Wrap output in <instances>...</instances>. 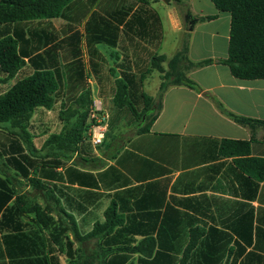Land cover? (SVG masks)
Here are the masks:
<instances>
[{
	"label": "crops",
	"instance_id": "obj_1",
	"mask_svg": "<svg viewBox=\"0 0 264 264\" xmlns=\"http://www.w3.org/2000/svg\"><path fill=\"white\" fill-rule=\"evenodd\" d=\"M148 1L149 6L137 0H73L57 18L0 25V41L14 38L25 63L13 78L0 69V96L36 72H52L59 81L54 108L32 114L26 139L0 125V264H142L141 256L119 250L136 246L144 231L156 239L167 236L159 242L166 250L184 251L195 241L188 264H264V181L242 172L221 149L223 140L251 141L252 132L201 93L168 88L150 131L112 157L98 155L102 167L75 164L79 150L66 163L57 155L48 160L47 140L60 133L47 134L46 123L60 120L61 110L76 106L86 93L90 101H102L106 112L107 92L124 74L156 99L160 87L149 93L146 85L157 71L143 83L141 77L154 55L166 56L167 68L186 34L191 61L228 58L229 13L210 0H193L190 14L197 22L189 31L178 8ZM154 12L161 32L140 35L142 21L151 27L154 15L158 22ZM166 26L180 33L171 54L165 50ZM188 77L229 111L264 121V79H237L221 64L192 70ZM32 148L38 155L33 168L6 161L22 151L31 155ZM252 156L264 159L263 128L255 133ZM113 200L143 208L119 212L128 232L121 234L119 227L109 237L86 238L104 223Z\"/></svg>",
	"mask_w": 264,
	"mask_h": 264
},
{
	"label": "trees",
	"instance_id": "obj_2",
	"mask_svg": "<svg viewBox=\"0 0 264 264\" xmlns=\"http://www.w3.org/2000/svg\"><path fill=\"white\" fill-rule=\"evenodd\" d=\"M73 0H0V25L16 22L32 21L37 19H52L59 17L63 10ZM143 5H150L148 0H137ZM215 7L231 15V29L228 58L224 60L207 59L193 62L189 58L190 34L185 36L182 49L168 62L164 55H154L151 59L150 69L141 77V83L147 75L157 71L161 75L162 83L159 95L155 99L140 91L135 85L134 76L124 74L116 82L114 105L120 110L128 109L132 117L139 123L136 135L150 131L157 120L163 105L165 92L170 87L185 86L203 94L212 101L216 108L234 123L252 132L251 141L223 140L221 149L224 155L234 156L235 163L242 172L248 173L258 181H264V159L252 156V142L257 129H264V121L236 115L229 111L222 102L212 94L204 92L200 86L188 77V72L201 69L214 64L227 66L232 75L240 80L252 81L264 79V0H210ZM156 22L154 15L152 26L147 21H142L140 35H147L158 30L161 32V20ZM208 20L214 19L208 17ZM18 42L12 37H5L0 41V69L10 78L24 67L25 63L18 52ZM59 90V81L52 72H36L35 74L19 80L8 92L0 96V125L7 124L9 128L18 132V136L26 139L27 127L32 114L38 108L53 109ZM86 93L75 102L74 107L61 110L60 120L65 123L59 135H52L47 140L46 146L56 151H68L71 154L79 150V146L87 139L90 125L88 123L89 109L93 104ZM32 151H36L32 148ZM31 168L38 163L24 154H16ZM20 162V160H17ZM85 162L87 160H84ZM100 162V160H97ZM99 167V166H98ZM102 167V164L100 165ZM125 202L122 207L113 200L105 211L104 223H97L92 233L86 238H104L111 236L117 228L128 232L124 224L127 220L120 215V211L143 206L132 202ZM148 218L149 214H141ZM73 225L74 224L73 222ZM142 240L136 246H127L119 251L131 256H141L142 264H188L193 255L196 242H191L186 250H166V246L159 243L167 236L160 235L154 238L149 231L141 234ZM129 244V243H128ZM160 247V249L158 248Z\"/></svg>",
	"mask_w": 264,
	"mask_h": 264
},
{
	"label": "rangeland",
	"instance_id": "obj_3",
	"mask_svg": "<svg viewBox=\"0 0 264 264\" xmlns=\"http://www.w3.org/2000/svg\"><path fill=\"white\" fill-rule=\"evenodd\" d=\"M193 2H194L193 0H171L167 6H169V8L170 7L178 8L179 11L182 13V19L184 20L185 16L187 14H190V10L192 7L191 3ZM185 28L186 30H188V25H185ZM166 31H167V43L165 50L166 53L171 54L175 42H177L178 39H180L179 38L180 33L178 34L172 33V31L167 26H166ZM161 83H162L161 75L157 72L154 73L152 77L149 78V81L146 85L147 92L155 93L156 87H160ZM115 91L116 89L113 88L112 90L107 92L108 94L105 98L106 100L104 99V102H106L105 117L107 120L106 122L108 124V134L106 136L104 143L102 144V146L94 148L90 140V135L89 133H87V139L79 147L80 152L78 158L75 161V164L84 166L89 169L98 166L97 160H100L101 162L100 165L102 164V166H104L105 165L104 161L98 155L103 156L104 154H106L107 156L112 157L116 152L122 149L130 139L136 136L139 123L135 121V119L132 117L128 109L119 110L118 108L115 107L113 103V99H111L112 97H114ZM66 109L68 108H63V110ZM54 119L55 120L51 119L45 125L46 126L45 130L47 134L48 133L56 134L57 132L61 134V132L64 129L65 123L61 120H58V118H54ZM37 126H38L37 122L34 123V125L32 126L33 128H35L33 130L35 133H37V129H38ZM35 135L37 136V134ZM43 140L44 138H41L36 142L38 141L42 142ZM74 154L75 153L71 154L67 150L56 152V150L48 147L47 157L48 160L49 158L55 159L57 155L62 163H66L70 161V158ZM25 155L35 160H37L38 158L37 150L32 151L31 155L29 153H25ZM0 159H1V155H0ZM17 160H22V159L15 155V156H10L9 159L6 161L17 166V162H18ZM84 160H87L86 163ZM25 164L27 165L28 163Z\"/></svg>",
	"mask_w": 264,
	"mask_h": 264
},
{
	"label": "built area",
	"instance_id": "obj_4",
	"mask_svg": "<svg viewBox=\"0 0 264 264\" xmlns=\"http://www.w3.org/2000/svg\"><path fill=\"white\" fill-rule=\"evenodd\" d=\"M88 121L90 125L88 133L92 146L94 148L102 146L108 134V124L106 122L105 109L102 101H93L89 109Z\"/></svg>",
	"mask_w": 264,
	"mask_h": 264
},
{
	"label": "water",
	"instance_id": "obj_5",
	"mask_svg": "<svg viewBox=\"0 0 264 264\" xmlns=\"http://www.w3.org/2000/svg\"><path fill=\"white\" fill-rule=\"evenodd\" d=\"M165 3L169 4L171 0H163ZM185 24L188 25V30L192 31L194 29V26L197 22L196 19L192 18L191 14H187L185 16Z\"/></svg>",
	"mask_w": 264,
	"mask_h": 264
}]
</instances>
